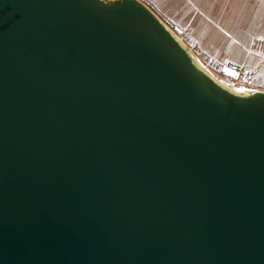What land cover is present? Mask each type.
Wrapping results in <instances>:
<instances>
[{"label":"water","instance_id":"water-1","mask_svg":"<svg viewBox=\"0 0 264 264\" xmlns=\"http://www.w3.org/2000/svg\"><path fill=\"white\" fill-rule=\"evenodd\" d=\"M0 264H264V91L139 0H0Z\"/></svg>","mask_w":264,"mask_h":264},{"label":"rangeland","instance_id":"rangeland-1","mask_svg":"<svg viewBox=\"0 0 264 264\" xmlns=\"http://www.w3.org/2000/svg\"><path fill=\"white\" fill-rule=\"evenodd\" d=\"M185 2L191 4L199 16L191 18L190 11L185 12L179 7L171 8V13L165 12V8L156 11L151 3H142L180 37L217 79L231 86L264 91V24L261 23L264 22V0H236L234 3L229 0L225 2V19L221 17L219 21H214L201 9L200 1ZM223 20L231 28H226ZM204 21H209L213 30L219 33L212 35L211 40L197 33V27ZM222 37L228 43H218Z\"/></svg>","mask_w":264,"mask_h":264},{"label":"crops","instance_id":"crops-1","mask_svg":"<svg viewBox=\"0 0 264 264\" xmlns=\"http://www.w3.org/2000/svg\"><path fill=\"white\" fill-rule=\"evenodd\" d=\"M185 1L186 0H144V2L151 3L153 9H155L156 11H160V9L165 8L164 9L165 12L168 11L171 13V10H172L171 8L179 7L181 9H183L185 12L190 11L189 15L191 18H195V16H199L197 13L195 14V10L192 7V5L189 3H186ZM188 1H193L194 3H197L198 1H200V4L199 3L198 4L201 7V9L203 11H205L207 13V15H209L211 18H213L214 21H219V19L221 17H222V19H225V16H224V15H226L225 14L226 13L225 2H227L229 0H188ZM238 1H241V0H238ZM243 1H249V0H243ZM232 2L234 3V2H236V0H232ZM224 23L226 24V22L223 20V24ZM261 23L264 24V22H261ZM248 26H250V25H248ZM197 28H198L197 33H200L202 35V37L204 35V38H206L207 40H211L212 35L219 34L217 31L213 30V26L210 24L209 21L202 22V24H200V26ZM226 28H231V27H230V25H227ZM225 41L227 42V39H225V37H224L223 40L218 41V43L223 44V43H225ZM230 48L234 49L232 46ZM236 48L238 49L237 46H236ZM234 58H235V56H234Z\"/></svg>","mask_w":264,"mask_h":264},{"label":"bare ground","instance_id":"bare-ground-1","mask_svg":"<svg viewBox=\"0 0 264 264\" xmlns=\"http://www.w3.org/2000/svg\"><path fill=\"white\" fill-rule=\"evenodd\" d=\"M156 16V15H155ZM157 17V16H156ZM158 18V17H157ZM165 25V24H164ZM167 28V27H166ZM168 29V28H167ZM169 30V29H168ZM170 31V30H169ZM170 33L173 35V37L175 39H177L186 49L187 51L190 53V55L193 57V59L206 71L208 72L211 76H213L214 79H216L219 83H221L224 87L228 88L230 91H234V92H238V93H244L245 91L249 90V91H253L252 89L246 88V87H235V86H231L230 84H228L227 82H225L224 80H219L217 79L213 73L210 72V70L208 68H206V66L192 53V51L185 46V44L182 42V40L180 39L179 36H176L173 32L170 31Z\"/></svg>","mask_w":264,"mask_h":264},{"label":"built area","instance_id":"built-area-1","mask_svg":"<svg viewBox=\"0 0 264 264\" xmlns=\"http://www.w3.org/2000/svg\"><path fill=\"white\" fill-rule=\"evenodd\" d=\"M139 1L144 2V0H139Z\"/></svg>","mask_w":264,"mask_h":264}]
</instances>
